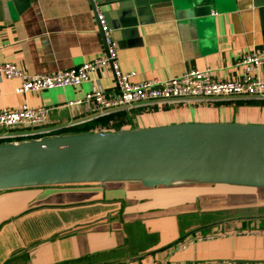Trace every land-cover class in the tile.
Returning a JSON list of instances; mask_svg holds the SVG:
<instances>
[{
    "label": "crops",
    "instance_id": "0c3cea01",
    "mask_svg": "<svg viewBox=\"0 0 264 264\" xmlns=\"http://www.w3.org/2000/svg\"><path fill=\"white\" fill-rule=\"evenodd\" d=\"M14 1L0 0V65L15 64L31 75L54 74L100 57L104 43L96 10L105 15L119 44L121 69L137 74L135 83L169 80L193 70H211L217 81H239L245 75L240 59L264 54V0ZM250 76L264 79V65ZM19 85L0 79V111L62 107L51 112L46 127L55 133L96 119L86 108H63L68 102L93 90H116L109 67L93 72L79 87L17 95ZM122 112L125 116L109 129L92 132L264 125V100L256 98ZM256 189L114 182L0 191V264H264V188Z\"/></svg>",
    "mask_w": 264,
    "mask_h": 264
},
{
    "label": "water",
    "instance_id": "95a60500",
    "mask_svg": "<svg viewBox=\"0 0 264 264\" xmlns=\"http://www.w3.org/2000/svg\"><path fill=\"white\" fill-rule=\"evenodd\" d=\"M114 182L264 188V125L183 124L0 144V191Z\"/></svg>",
    "mask_w": 264,
    "mask_h": 264
},
{
    "label": "built area",
    "instance_id": "2783aa9c",
    "mask_svg": "<svg viewBox=\"0 0 264 264\" xmlns=\"http://www.w3.org/2000/svg\"><path fill=\"white\" fill-rule=\"evenodd\" d=\"M95 4L96 0H90ZM99 32L104 43L102 55L91 62L69 70L54 74H28L15 64L0 65V79L17 80V95L37 93L63 87H79L89 80L90 75L104 67L112 69L116 90L107 92L101 89L93 90L84 98L70 101L63 108L78 111L82 108L95 116L106 117L116 112H129L138 106H173L185 103L210 102L219 99L256 98L264 100V79L251 77V71H257L264 65V54H247L238 62L244 67V77L239 81H217L211 70H193L169 80L154 79L135 83V72H124L119 61L120 47L114 38L105 15L96 10ZM58 108H21L0 111V142L17 143L21 141L41 139L53 136L55 130L47 129L50 115ZM81 125L72 123L68 128ZM39 132H24L10 134L11 131L39 130ZM64 135V134H63ZM0 143V144H1ZM191 264H237L222 263H191Z\"/></svg>",
    "mask_w": 264,
    "mask_h": 264
},
{
    "label": "trees",
    "instance_id": "16d2710c",
    "mask_svg": "<svg viewBox=\"0 0 264 264\" xmlns=\"http://www.w3.org/2000/svg\"><path fill=\"white\" fill-rule=\"evenodd\" d=\"M125 116V112H117L106 117H99L93 121L81 124L72 128H67L56 132L54 135L73 134V133H86L92 132L97 129H109L112 122L117 121L119 117ZM1 143V142H0Z\"/></svg>",
    "mask_w": 264,
    "mask_h": 264
},
{
    "label": "bare ground",
    "instance_id": "6f19581e",
    "mask_svg": "<svg viewBox=\"0 0 264 264\" xmlns=\"http://www.w3.org/2000/svg\"><path fill=\"white\" fill-rule=\"evenodd\" d=\"M250 181H251V180H250ZM253 181L258 182L257 180H253ZM261 181H262V180H261ZM137 183H138V182H137ZM118 187H120V186H118ZM214 187H215V186H214ZM217 187H220V186H216L215 188H217ZM222 187H224V186H221V188H222ZM227 187H228V186H227ZM233 187H234V186H233ZM240 187H241V186H240ZM191 188H192V187H191ZM197 188H198V187H195V189H197ZM200 188H204V187H200ZM206 188H207V187H205V189H206ZM228 188H229V187H228ZM178 189H179V188H178ZM178 189H177V190H178ZM180 189H181V188H180ZM193 189H194V187H193ZM209 189H210V188H209ZM257 189H258V188H257ZM257 189H256V190H257ZM154 190H155V189H154ZM156 190H159V189H156ZM156 190H155V191H156ZM164 190H165V189H164ZM170 190H171V189H170ZM170 190H167V189H166V193H167V191L170 192ZM182 190H186V189H182ZM188 190H189V189H188ZM188 190H187V192H188ZM212 190H215V189H210V191H212ZM216 190H217V189H216ZM234 190H235V189H234ZM239 190H240V189H239ZM256 190H255V191H256ZM129 191H130V190H129ZM139 191H140V190H139ZM144 191H145L144 193L146 194L147 190L144 189ZM148 191H150V189H148ZM151 191H152V189H151ZM159 191H161V189H160ZM171 191H174V190H171ZM252 191L254 192V190H252ZM252 191H250V192H252ZM261 191H262V190H261ZM136 192H138V190H136ZM141 192H143V190H141ZM141 192H140V194H142ZM219 192H221V191H219ZM226 192H228V191H226ZM226 192H224V193H226ZM231 192H234V191H231ZM235 192H236V191H235ZM243 192H245V191L243 190ZM246 192H248V191H246ZM256 192H257V191H256ZM258 192H259V193H262V192H260V189L258 190ZM134 193H135V192H134ZM144 193H143V194H144ZM154 193L163 194V193H159V192H154ZM154 193H153V194H154ZM164 193H165V191H164ZM195 193H196V192H195ZM221 193H223V191H222ZM129 194H131V193H129ZM132 194H133V193H132ZM148 194H151V193L148 192ZM263 194H264V193H263ZM199 195H201V194H199ZM232 195H233V194H232ZM237 195H238V194H237ZM239 195H240V194H239ZM241 195H242V194H241ZM251 195H252V194H251ZM254 195H256V194H254ZM258 195H259V194H258ZM219 196H220V195H217V196H215V197H219ZM222 196H223L222 198L226 197V195H222ZM233 196H234V195H233ZM228 197H230V196H228ZM259 197H260V196H259ZM262 197H263V196H262ZM256 198H257V196H256ZM219 199H220V198H219ZM201 200H202V199L200 198V201H201Z\"/></svg>",
    "mask_w": 264,
    "mask_h": 264
},
{
    "label": "rangeland",
    "instance_id": "374dc122",
    "mask_svg": "<svg viewBox=\"0 0 264 264\" xmlns=\"http://www.w3.org/2000/svg\"><path fill=\"white\" fill-rule=\"evenodd\" d=\"M95 131H98V130H95ZM85 133V132H84Z\"/></svg>",
    "mask_w": 264,
    "mask_h": 264
}]
</instances>
